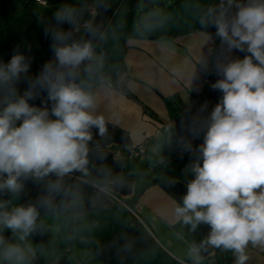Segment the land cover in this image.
<instances>
[{
  "label": "clouds",
  "instance_id": "1",
  "mask_svg": "<svg viewBox=\"0 0 264 264\" xmlns=\"http://www.w3.org/2000/svg\"><path fill=\"white\" fill-rule=\"evenodd\" d=\"M77 22L78 11L69 5L50 20L38 17L53 57L34 77L32 57L19 45L7 62L0 60V195L11 197L0 199V264H29L36 256L26 241L38 228L39 208L53 206L65 176L87 172L92 129L101 137L108 131L105 116L96 114L95 94L80 79L82 71L91 79L103 58L91 41L72 39ZM199 22L214 27L220 39L219 52L203 68L218 77L210 87L221 96L207 115V104L202 105L177 140L192 160L185 168L186 193L172 215L190 233L201 225L209 229L199 243L188 245L190 264H204L205 254L214 250L231 253L233 264H248L250 248L264 249V0H219ZM37 99L39 106L30 103ZM50 176L57 179L46 181ZM27 181H46L39 207L13 204ZM175 235L184 239L182 232Z\"/></svg>",
  "mask_w": 264,
  "mask_h": 264
},
{
  "label": "crops",
  "instance_id": "2",
  "mask_svg": "<svg viewBox=\"0 0 264 264\" xmlns=\"http://www.w3.org/2000/svg\"><path fill=\"white\" fill-rule=\"evenodd\" d=\"M116 1L91 0L95 14H85L88 27L72 37L91 41L103 58L91 79L83 71L80 79L95 94L96 114L105 116L108 131L101 137L92 129L87 172L65 176L53 206L39 208L38 228L26 241L36 250L29 264H190L188 245L199 243L209 231L201 225L190 233L174 221L172 208L186 193L181 183L155 184L136 202L134 198L157 176L153 160L173 151L168 125L176 113L195 109L204 98L203 79L212 74H205L203 63L213 60L216 36L201 30L199 21L216 0H180L164 12L157 6L151 13L162 15L142 25H137L142 16L138 8L128 38L111 18ZM119 71L126 73L122 90L105 83ZM31 103L39 106L40 99ZM141 144L144 154L130 158L129 150ZM46 181H27L13 204L39 207L38 200L47 195ZM177 232L184 234L183 240L176 238ZM4 235L13 240L10 232ZM249 256L248 264H264V249L250 248ZM205 257L217 264H233L234 259L216 250Z\"/></svg>",
  "mask_w": 264,
  "mask_h": 264
},
{
  "label": "trees",
  "instance_id": "3",
  "mask_svg": "<svg viewBox=\"0 0 264 264\" xmlns=\"http://www.w3.org/2000/svg\"><path fill=\"white\" fill-rule=\"evenodd\" d=\"M14 0H2V6L0 7V13L3 14V17L6 18L7 13V6L8 4L13 3ZM91 0H80L79 3L75 6V9L79 11L83 5ZM180 0H118L116 1L115 8L113 11L112 19H116L119 26L123 30V33L125 35V38H128L130 35V31L133 27V20L135 16V12L139 9V14L142 15L139 19V22L137 25H142L146 23L147 21H150L152 19H155L162 15V13H151L156 9L157 5L164 7L163 12L167 9L173 6L175 3L179 2ZM22 2L28 6L31 3H36L35 0H22ZM172 2L171 5L166 6L165 3ZM204 8L201 9V13L203 14ZM151 13V14H150ZM80 16V15H79ZM64 30H69L70 26L68 24L62 25ZM33 28V23L24 31V33L20 36L15 37H9L7 39L6 47L5 49L8 50L10 53V56L8 57V60L13 55L15 48L19 45V49L22 45H24L25 39H27L31 35V30ZM35 29V25H34ZM201 30L207 31L209 33L215 34V28L213 29H207L205 27L201 26ZM46 40H49V36H46L45 34H42L40 37V45L42 42L44 43ZM43 46V45H42ZM41 46L40 48H36L34 51L30 53V56L32 57V63L29 71L30 76H36L39 74L41 68L43 65L52 59L53 53L50 50L47 57L44 59L43 63L40 65L41 60ZM20 90L23 92V90L27 87L26 84H20ZM31 103V101H30ZM193 110L189 111H178L173 118V121L180 120L175 125L170 126V130L172 131V139H171V145L173 148V151L171 154H164L156 157L153 160V163L150 165L151 168L157 172V176L150 179L149 183L141 190H139L134 198V201H137V197L144 191L145 188L150 187L155 184L163 183V182H178L183 185L186 184V180L190 177L185 176V168L186 166L191 162L192 157L189 153H181V149L177 148L175 141H177V138L181 135H185V126L189 123L187 122L189 118H192ZM208 112L203 113V115H207ZM202 142V136L199 139H196L193 141L194 146L199 145ZM218 262L216 260H210V261H204V264H217Z\"/></svg>",
  "mask_w": 264,
  "mask_h": 264
},
{
  "label": "rangeland",
  "instance_id": "4",
  "mask_svg": "<svg viewBox=\"0 0 264 264\" xmlns=\"http://www.w3.org/2000/svg\"><path fill=\"white\" fill-rule=\"evenodd\" d=\"M78 2L79 0H42L40 3H31L26 6L22 0H14L8 8L9 13L6 15V18L3 17L2 13L0 14V60L7 62L10 56L8 50L5 49L7 39L9 37L22 35L33 23L31 35L25 39L24 45H22L19 50L25 55H30L32 51L41 46V61L43 62L51 50V38L49 36V40H46L44 43L42 42L40 45V37L44 34V25L38 23V17L42 16L46 20H50L53 13L59 7L69 5L75 8ZM2 3V0H0V7ZM156 5L159 6L157 3ZM28 47L31 48L30 53L27 51ZM243 55H245V53H238L236 56L243 58ZM22 84H26V82H22Z\"/></svg>",
  "mask_w": 264,
  "mask_h": 264
},
{
  "label": "built area",
  "instance_id": "5",
  "mask_svg": "<svg viewBox=\"0 0 264 264\" xmlns=\"http://www.w3.org/2000/svg\"><path fill=\"white\" fill-rule=\"evenodd\" d=\"M41 1L42 0H35L36 3H40ZM218 2H219V0H216V3H218ZM85 14H87L89 16H93L95 14V9H94L93 5L91 4V1L85 3L83 5V7L78 11V22L75 24L74 27H71L72 37L75 34H77V32H79L80 30L88 27L89 24H88V20L85 19V17H84ZM219 50H220V39H219V37L216 36V44H215V47L213 49V59L216 57ZM238 53L239 52H233L232 55L236 56ZM216 79H218V77L215 74H212L211 76L205 77L203 79L204 98L198 104V106L194 109V111L192 113V117L197 115L199 110L201 109V106L205 105V104H207L206 112H210L211 109L214 107V105L219 100L221 93L218 91L212 90L210 87V85L213 82H215ZM105 83L109 84L111 87H113L117 90H122L125 83H126V73L119 71L115 74V76L107 79L105 81ZM190 119L191 118H189L187 122H189ZM179 121L180 120H178V121L172 120V122H170L168 127L175 125ZM178 138H177V140H178ZM175 144H176L177 148H179L177 141H175ZM144 151H145V144H141V145L136 146V147L129 150V157L132 158V157H137V156L143 155ZM95 187H98V186H95Z\"/></svg>",
  "mask_w": 264,
  "mask_h": 264
}]
</instances>
